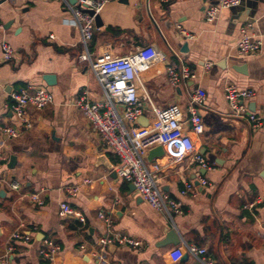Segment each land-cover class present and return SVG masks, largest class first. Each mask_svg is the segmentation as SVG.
Returning a JSON list of instances; mask_svg holds the SVG:
<instances>
[{
	"label": "crops",
	"instance_id": "1",
	"mask_svg": "<svg viewBox=\"0 0 264 264\" xmlns=\"http://www.w3.org/2000/svg\"><path fill=\"white\" fill-rule=\"evenodd\" d=\"M218 1L109 2L99 14L102 26L89 44L95 57H125L149 49L161 58L139 76V97L146 93L151 103H145L140 127L153 120L150 106L164 119L183 121L190 95L198 90L205 95L198 109L203 132L191 138L212 168L201 170L210 186H198L186 160L174 163L165 153L148 160L149 152L144 158L147 166L162 165L161 191L182 204L183 214L169 219L116 177L118 158L73 106L83 92L90 100L103 96L88 63L78 59L80 34L71 12L51 0H0V44L5 42L14 51L5 61L0 50V129L12 126L20 132L17 138L0 132L4 264H198L186 245L206 249L215 264H264V203L244 208L257 198L264 200V0H242L239 7L222 10L213 22H206L205 8ZM178 26L194 37L180 36ZM246 26L262 47L256 56L241 58L235 44L239 29ZM172 64L186 67L196 79L170 87L166 68ZM44 76H53V85H47ZM225 84L252 92L243 103L262 117L261 127L253 129L246 120L230 115ZM29 86L48 90L53 102L42 110L28 107L31 127L25 129L11 112L10 95ZM180 172L194 182L193 195L180 196ZM11 183L19 189L11 190ZM36 193L41 205L30 199ZM62 204L73 213L61 216ZM15 231L30 239L13 242L7 252ZM107 231L129 236L141 246L109 245L99 262V240ZM170 232L179 244L161 246ZM44 240L59 247L53 261L39 253Z\"/></svg>",
	"mask_w": 264,
	"mask_h": 264
},
{
	"label": "built area",
	"instance_id": "2",
	"mask_svg": "<svg viewBox=\"0 0 264 264\" xmlns=\"http://www.w3.org/2000/svg\"><path fill=\"white\" fill-rule=\"evenodd\" d=\"M51 1L63 4L71 12L73 23L80 34L82 53L78 59L88 63L102 92L103 97L100 100H90L88 93L83 92L75 100L73 106L80 110L92 129L98 133L103 145L118 158V164L114 168L116 177L130 183L141 200L156 213L169 219L173 216L182 215V204L161 191L162 165L154 163L147 166L144 158L150 150L161 147L165 156L172 162L179 163L186 160L187 168L198 186L202 188L210 186L201 170H211L212 168L197 153L191 138V135L199 136L203 132V123L198 109L204 104L205 95L199 90L190 95L185 109L188 117L183 121L176 117L164 119L158 110L150 106L153 120L145 127H140L138 122L143 116L145 103L150 105L151 103L146 93H144L143 98L139 97L141 87L139 86V76L161 60L159 55L149 49H142L125 57H95L89 52V44L96 30L94 18L100 14L106 4L117 0H76L74 4H70L68 0ZM161 1L167 2L168 0ZM239 5L240 0H219L205 8L204 20L209 23L213 22L222 10L235 8ZM89 12H92V15ZM176 28L183 38L188 40L194 37L179 26ZM1 29L2 23L0 22ZM249 29V26L239 29L240 35L235 44L238 57L256 56L261 51V41L254 39L249 34ZM0 50L3 60L8 61L13 57L14 51L9 44L1 43ZM208 66L209 64L205 68ZM195 79L196 74L186 67L176 68L172 64L166 68V81L172 88ZM223 90L232 117L246 120L253 129L261 127L262 117L250 112L243 103L252 97V92L240 90L232 84H225ZM10 97L12 99L11 112L25 129L31 127L27 119L26 109L28 107L42 110L53 102V96L48 90L31 86L20 92H13ZM0 132L10 138H17L20 134L19 130L12 126L1 128ZM2 161H4V157L0 155V163ZM179 174L180 196L193 195L194 182L181 176V172ZM9 187L13 191L19 189L18 184L15 183L9 184ZM67 190L72 194L77 192L76 188H68ZM30 199L37 205L42 204L39 193L32 194ZM261 203H264V200L257 198L244 208L252 210L255 205ZM72 213L68 205L62 204L60 206L61 216H69ZM99 218L106 220L103 214H99ZM106 223L109 228L110 223ZM29 239L27 234L15 231L11 235L7 252L12 250L13 242L26 243ZM109 245L137 249L141 243L129 236H120L107 231V235L99 240V255L96 256L99 262L103 260L104 250ZM185 249L187 254L196 259L198 264H215L207 257L206 249L193 245H186ZM58 251L59 247L56 244L50 240H44L39 253L45 259L53 261ZM0 264H4L2 257H0Z\"/></svg>",
	"mask_w": 264,
	"mask_h": 264
},
{
	"label": "water",
	"instance_id": "3",
	"mask_svg": "<svg viewBox=\"0 0 264 264\" xmlns=\"http://www.w3.org/2000/svg\"><path fill=\"white\" fill-rule=\"evenodd\" d=\"M68 1H69L70 4H74L76 0H68ZM241 3H242V0H240V5H241ZM89 14L92 15V12H89ZM94 21H95V28L96 29H98V28H100L102 26V22L100 20L99 15H96L95 16ZM43 80L49 86L53 85V83H54L53 76H44L43 77ZM163 154H164V152H163L162 148L161 147H156V148H154V149H152V150L149 151L148 160H152L154 158H160V157L163 156ZM12 160L13 159H11V161ZM109 169H111V168L109 167ZM114 174H115V172H114ZM132 188L134 189L133 186H132ZM179 242H180V239L174 234V232H170L168 234V236H167V239L161 244V246H165V245H178Z\"/></svg>",
	"mask_w": 264,
	"mask_h": 264
}]
</instances>
